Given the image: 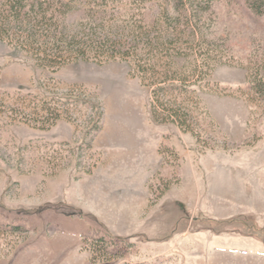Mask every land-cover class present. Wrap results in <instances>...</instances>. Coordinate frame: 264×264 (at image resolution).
<instances>
[{
	"label": "rangeland",
	"instance_id": "rangeland-1",
	"mask_svg": "<svg viewBox=\"0 0 264 264\" xmlns=\"http://www.w3.org/2000/svg\"><path fill=\"white\" fill-rule=\"evenodd\" d=\"M158 3L118 0L109 19L158 33ZM176 18L194 132L153 120L130 62L52 73L0 42V264H264V12L191 0ZM42 87L83 89L99 131L87 107L49 129L20 120Z\"/></svg>",
	"mask_w": 264,
	"mask_h": 264
},
{
	"label": "trees",
	"instance_id": "trees-1",
	"mask_svg": "<svg viewBox=\"0 0 264 264\" xmlns=\"http://www.w3.org/2000/svg\"><path fill=\"white\" fill-rule=\"evenodd\" d=\"M117 1L33 0L27 4L25 0H8L0 8V42H7L26 54L37 68L52 73L79 61L130 62L142 85L151 90L153 120L158 124H175L185 132H194L197 123L187 96L189 89L195 86V69L183 72L177 67L176 59L183 53L175 44L172 49L167 45L180 33L175 28L166 29L165 22L171 11L177 14L176 20H180L186 3L191 0H159L157 6L165 19H159L158 25L162 30L158 33L146 29L143 21L127 26L125 22L111 21L109 16L119 10L115 4L112 5ZM143 1L136 0L138 4ZM245 1L256 14L264 12V0ZM78 89L61 94L44 89L47 96H34V100L20 108V120L49 129L64 118V113L87 107L91 112H98V120L91 123L89 131L95 135L100 129L103 107L101 103L94 105L84 90ZM14 228L21 229L19 226Z\"/></svg>",
	"mask_w": 264,
	"mask_h": 264
}]
</instances>
